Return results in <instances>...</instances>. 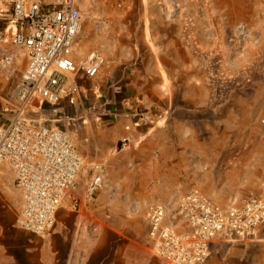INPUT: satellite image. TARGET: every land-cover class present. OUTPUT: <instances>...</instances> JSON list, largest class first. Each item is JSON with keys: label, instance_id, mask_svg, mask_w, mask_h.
Here are the masks:
<instances>
[{"label": "rangeland", "instance_id": "obj_1", "mask_svg": "<svg viewBox=\"0 0 264 264\" xmlns=\"http://www.w3.org/2000/svg\"><path fill=\"white\" fill-rule=\"evenodd\" d=\"M170 8L174 17L178 8L186 11L191 44L205 53L192 65L191 79L165 81L162 95L147 97L164 118L175 107V115L189 121L183 158L166 138L163 151L135 161L140 171L136 167L127 176L123 166L132 162L122 153L95 161L106 171L102 197L96 200L103 199L107 207L97 216L100 224L94 221L93 237L87 234L82 248L74 249L81 252L80 259L83 249L87 253L81 264H165L151 255L144 207L153 201L170 203L192 186L222 203L239 202L250 194L264 198V0H183ZM18 76L16 69L10 81ZM81 97L83 109L58 127L71 134L79 153L95 158L99 147L115 138L117 117L103 111L106 99L93 89ZM184 161L186 169L176 166ZM91 174L92 163L84 161L70 194ZM19 201L11 171L1 167L0 206L15 225ZM68 205L69 195L60 207ZM202 264H264V223L249 239L215 240Z\"/></svg>", "mask_w": 264, "mask_h": 264}, {"label": "built area", "instance_id": "obj_2", "mask_svg": "<svg viewBox=\"0 0 264 264\" xmlns=\"http://www.w3.org/2000/svg\"><path fill=\"white\" fill-rule=\"evenodd\" d=\"M77 0H0V47L23 51L27 64L13 87L17 102L10 116L0 114V173L7 167L20 194L17 226L39 238L50 236L55 213L75 186L84 161L71 134L60 127L29 123L24 112L34 100L48 105L76 104L80 78H94L105 59L96 51L82 57L75 50L81 31ZM11 29V31H8ZM15 57L0 56V67L11 71ZM148 122L147 113L135 116ZM124 136L119 148H130ZM103 167L86 185V194L102 187ZM79 200L72 199L77 209ZM152 255L165 264H202L215 240H246L264 223V198L250 194L239 202H214L193 187L174 205L153 201L143 210Z\"/></svg>", "mask_w": 264, "mask_h": 264}, {"label": "crops", "instance_id": "obj_3", "mask_svg": "<svg viewBox=\"0 0 264 264\" xmlns=\"http://www.w3.org/2000/svg\"><path fill=\"white\" fill-rule=\"evenodd\" d=\"M174 1L183 0H77L82 27L75 50L81 57L89 51H96L104 57L105 64L96 77L79 79V96L75 105L71 106L66 101L48 105L34 100L24 112V117L30 119L32 124L58 127L61 122L73 120L78 111L83 109L82 103H78L82 93L93 89L98 95L104 96L107 104L101 108H104L105 113L117 117L115 138L111 144L101 145L95 158H89L84 151L78 152L83 161L92 163V174L95 165H102L103 179L106 176L104 165L95 161H108L113 152L122 153L132 162L123 166L127 176V172L132 174L136 167L140 171L135 161L153 159L163 151L166 138L172 139L168 142L173 145L176 156L183 158V145L187 143L184 134L189 121L179 119L175 115V107L171 108L172 112L167 111L168 118H164L162 111L157 110L155 105L152 106L153 98L147 99L162 95L165 81L175 78L191 79L192 65L201 62V54L205 56L199 47L191 44L190 22L183 19L186 11L178 8L176 17L171 13L170 6ZM4 52H11L15 57L11 71L0 67V114L4 113L8 117L17 107L13 87L19 76L15 82L10 81V77L16 69H19L20 74L27 64V57L25 52L10 45L0 47V56ZM16 61H19V68ZM134 97L138 98L139 105L135 103ZM147 107H153V110L146 112ZM141 113L148 114V122L143 123L135 118ZM124 136L131 141L127 150L119 148V141ZM176 166L186 169L187 164L184 161ZM186 176L189 177V174ZM79 177L80 174L78 179ZM90 177L72 194L70 192L73 188L69 191V205L59 206L53 229L47 238L36 237L17 227L10 214L0 206V264L85 263V249L81 259L79 249H74L82 248L80 242L87 234L91 233L93 237L94 221L98 220L100 224L101 218L97 216L107 207V202L103 199L96 200L102 197L100 188L92 198H88L86 185ZM141 184L146 183L142 181ZM193 187L195 186L188 190ZM74 198L79 200V206L75 210L71 207ZM177 199L165 204L174 205ZM20 203L21 199L19 209ZM148 243L150 247L149 240Z\"/></svg>", "mask_w": 264, "mask_h": 264}, {"label": "water", "instance_id": "obj_4", "mask_svg": "<svg viewBox=\"0 0 264 264\" xmlns=\"http://www.w3.org/2000/svg\"><path fill=\"white\" fill-rule=\"evenodd\" d=\"M151 110H153V108H151Z\"/></svg>", "mask_w": 264, "mask_h": 264}, {"label": "bare ground", "instance_id": "obj_5", "mask_svg": "<svg viewBox=\"0 0 264 264\" xmlns=\"http://www.w3.org/2000/svg\"><path fill=\"white\" fill-rule=\"evenodd\" d=\"M197 33V32H196Z\"/></svg>", "mask_w": 264, "mask_h": 264}]
</instances>
